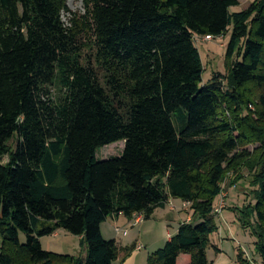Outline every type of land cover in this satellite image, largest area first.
Listing matches in <instances>:
<instances>
[{
  "label": "trees",
  "instance_id": "obj_1",
  "mask_svg": "<svg viewBox=\"0 0 264 264\" xmlns=\"http://www.w3.org/2000/svg\"><path fill=\"white\" fill-rule=\"evenodd\" d=\"M68 1L0 0V264H123L102 225L149 221L171 199L191 219L147 264H211L214 201L242 168L255 204L240 220L264 264V0L239 13L238 0H82L66 25ZM230 26L228 74L203 84L195 37ZM60 229L85 259L44 251Z\"/></svg>",
  "mask_w": 264,
  "mask_h": 264
},
{
  "label": "rangeland",
  "instance_id": "obj_2",
  "mask_svg": "<svg viewBox=\"0 0 264 264\" xmlns=\"http://www.w3.org/2000/svg\"><path fill=\"white\" fill-rule=\"evenodd\" d=\"M253 1L255 0H239L240 5L231 8L230 11L231 13H239L245 10ZM68 9L69 12L64 13L62 16L66 25H68L72 14H85L82 0H69ZM231 31L232 26L229 27L228 35L222 38L208 39V37H195V44L200 52L205 70L203 73V84L211 80L215 73H220L223 76L228 74L225 59ZM252 110L253 108L251 111ZM124 146V141L105 146L98 151L97 158L99 160H107L111 157H119L123 153ZM248 149L253 151L255 147L253 148L250 146ZM7 162L8 157L2 159V164ZM241 172L244 175V179L238 182L236 186L231 185V181L235 179L234 174L231 173L228 175L222 185L223 191L221 195L214 201V208L219 211L215 213L218 232L211 236V242L213 246L219 249V253L212 247L207 250V257L211 264H239L238 256L240 253L244 254V258L250 264H261L260 258L255 252V243L257 241L254 234L256 227L254 225L255 222L252 219V227H245L240 220L243 209L249 203L255 204L251 194L253 188L249 186L250 184L248 182V171L242 168ZM173 202L175 203L176 211L180 213L183 219H186L187 212L191 219L193 212L189 204L186 206L188 209L187 211L183 207L184 203L181 200L178 199ZM165 211L169 212V207ZM165 211L158 210L149 222L143 221L139 226H132L131 221H123L114 227L110 221L102 225L103 237L106 240L117 239L120 247L124 246L125 249L126 245H131L133 242H136L141 233L140 244H142L143 249L140 251L136 250L137 260L136 257H134L135 253H126V250H123V252L120 253V255H123L121 256V258H123V264H132L133 261H135L134 264H147V257L156 250L164 247L167 230H169L172 235H175L179 227L178 218L171 216L170 220L173 221L166 224V221L163 219L166 213ZM144 222H146V224ZM116 227L120 229V235L117 234L115 230ZM122 232H127V235L123 236ZM20 240L22 243H25V236L20 235ZM159 241L161 242L160 244H158ZM41 244L44 251L54 254L82 257L84 259L87 257V248L81 243V238L71 235L63 229L58 230L56 234L50 237L42 238ZM145 244H147V246Z\"/></svg>",
  "mask_w": 264,
  "mask_h": 264
},
{
  "label": "crops",
  "instance_id": "obj_3",
  "mask_svg": "<svg viewBox=\"0 0 264 264\" xmlns=\"http://www.w3.org/2000/svg\"><path fill=\"white\" fill-rule=\"evenodd\" d=\"M239 1V0H238ZM173 201H175V200H173V199H171L170 201H169V203L165 206V208H162V209H157L155 212H154V214H153V216L158 212V210H163V211H165L168 207H169V212H166L165 214H164V217H163V219L166 221L165 223L166 224H168L170 221L172 222L173 220H170V217L171 216H174V217H177L178 219H177V221L179 222L178 224H179V227L183 224V223H185V222H187V221H189L190 220V216H189V214H188V212H187V217H186V219H183V217L182 216H180V213L179 212H177L176 211V207H175V203L173 202ZM177 201V200H176ZM184 203V202H183ZM183 207L188 211V209L186 208V206H185V203L183 204ZM152 216V217H153ZM151 220V219H150ZM149 220V221H150ZM108 221H110L111 223H112V225H113V227L114 226H117V225H119L121 222H123V221H127V222H129L127 219H125L123 216H120V217H118V218H111V219H109ZM149 221H147V222H149ZM145 224H146V222H144ZM143 227H144V224H143ZM179 227L177 228V230H176V233L178 232V230H179ZM101 231H103L102 230V227H101ZM142 231V230H141ZM103 233V232H102ZM175 233V234H176ZM56 234V233H55ZM140 235H141V233L139 234V237H138V239H139V241H138V239H137V241L136 242H133L131 245L129 244V245H126V249L124 248V246L123 247H120L121 248V253L123 252V250H126V253H135V256L134 257H136V260H137V255H136V247L138 246V245H142V244H140L141 242V240H140ZM174 235H172L170 232H169V230H167V235H166V240H164V244H166L168 241H170V239L173 237ZM79 238H81V237H79ZM116 241H117V239H115ZM118 243V242H117ZM161 242L159 241V243L158 244H160ZM148 244V243H147ZM147 244H145L146 246H147ZM120 246V245H119ZM157 251V250H156ZM121 256H123L122 254L120 255V258H121ZM134 262L135 261H133L132 262V264H134ZM147 262V261H146ZM177 262H178V264H189L190 263V257L189 256H187V255H181L179 258H178V260H177Z\"/></svg>",
  "mask_w": 264,
  "mask_h": 264
},
{
  "label": "built area",
  "instance_id": "obj_4",
  "mask_svg": "<svg viewBox=\"0 0 264 264\" xmlns=\"http://www.w3.org/2000/svg\"><path fill=\"white\" fill-rule=\"evenodd\" d=\"M209 38H212V37H208V39ZM185 206H187V203H185ZM216 212H218V211L216 210ZM143 221H144L143 214H134L133 217H132V219H131L132 226H139L140 224L143 223ZM115 230L117 231V234L120 235V233H121L120 229L116 227ZM122 234H123V236H126L127 235V232H122ZM142 249H143V246L142 245H138L136 247V250L137 251H140Z\"/></svg>",
  "mask_w": 264,
  "mask_h": 264
},
{
  "label": "bare ground",
  "instance_id": "obj_5",
  "mask_svg": "<svg viewBox=\"0 0 264 264\" xmlns=\"http://www.w3.org/2000/svg\"><path fill=\"white\" fill-rule=\"evenodd\" d=\"M221 209H222V208H221ZM217 211H218V210H217ZM220 211H221V210H220ZM218 212H219V211H218ZM215 213H217L216 210H215Z\"/></svg>",
  "mask_w": 264,
  "mask_h": 264
}]
</instances>
